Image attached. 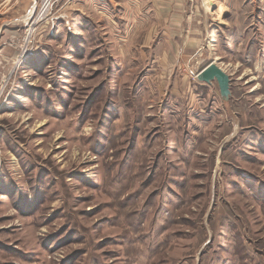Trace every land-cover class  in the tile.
Instances as JSON below:
<instances>
[{
  "label": "rangeland",
  "instance_id": "374dc122",
  "mask_svg": "<svg viewBox=\"0 0 264 264\" xmlns=\"http://www.w3.org/2000/svg\"><path fill=\"white\" fill-rule=\"evenodd\" d=\"M44 1L0 0V264H264V0L177 35Z\"/></svg>",
  "mask_w": 264,
  "mask_h": 264
},
{
  "label": "crops",
  "instance_id": "0c3cea01",
  "mask_svg": "<svg viewBox=\"0 0 264 264\" xmlns=\"http://www.w3.org/2000/svg\"><path fill=\"white\" fill-rule=\"evenodd\" d=\"M101 1L102 0H94L93 3L95 4L94 9L100 10L99 14L103 15L104 12L101 11L102 9H100V7H98L97 5L101 3ZM109 1L115 4L113 5L114 7H117L116 5L117 0L115 1L109 0ZM127 1L134 5V8H131L130 10H124L126 11V14L124 16L127 17V20L130 22L129 27L127 29V34L132 33V34H143V35L145 34V29L149 32V34H154L157 31L156 29L160 30V28L167 29L166 34L177 35L183 33L184 27H186L187 32L193 33V31L197 30L199 26L202 27L201 20L209 17H213L211 16L210 14L211 12L210 10H208L207 5H210L215 15H218L220 9H223V17H224L228 11L227 8L229 3V0H127ZM79 7L83 9L82 10L83 14H85L86 11L84 9L86 7L81 5H79ZM117 12H118L117 9L114 13L111 12L110 18L116 19L118 15ZM220 15L222 16V14ZM78 19H80L82 23H84L85 21V18L80 15H78ZM145 19L152 21L151 22L145 21ZM20 20H22V18ZM183 20H187L186 23H184ZM192 20H197V23L194 24ZM4 26L5 25H2V27ZM188 42L190 43V40Z\"/></svg>",
  "mask_w": 264,
  "mask_h": 264
},
{
  "label": "water",
  "instance_id": "95a60500",
  "mask_svg": "<svg viewBox=\"0 0 264 264\" xmlns=\"http://www.w3.org/2000/svg\"><path fill=\"white\" fill-rule=\"evenodd\" d=\"M197 79L201 83L211 84L216 81L220 88L221 97L227 101L230 98V76L220 68L216 63H212L202 70Z\"/></svg>",
  "mask_w": 264,
  "mask_h": 264
},
{
  "label": "built area",
  "instance_id": "2783aa9c",
  "mask_svg": "<svg viewBox=\"0 0 264 264\" xmlns=\"http://www.w3.org/2000/svg\"><path fill=\"white\" fill-rule=\"evenodd\" d=\"M51 4H52V0H45L44 1V4L42 6L41 13H40L38 19H42L43 20L46 17V15L48 14V12L50 10ZM55 19H57V18H55ZM45 22H47V21H45Z\"/></svg>",
  "mask_w": 264,
  "mask_h": 264
},
{
  "label": "bare ground",
  "instance_id": "6f19581e",
  "mask_svg": "<svg viewBox=\"0 0 264 264\" xmlns=\"http://www.w3.org/2000/svg\"><path fill=\"white\" fill-rule=\"evenodd\" d=\"M32 32H33V30H32Z\"/></svg>",
  "mask_w": 264,
  "mask_h": 264
}]
</instances>
